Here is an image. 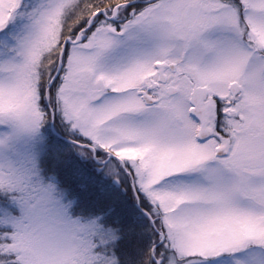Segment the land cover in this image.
<instances>
[{
	"label": "snow or ice",
	"instance_id": "1",
	"mask_svg": "<svg viewBox=\"0 0 264 264\" xmlns=\"http://www.w3.org/2000/svg\"><path fill=\"white\" fill-rule=\"evenodd\" d=\"M0 264H264V0H0Z\"/></svg>",
	"mask_w": 264,
	"mask_h": 264
}]
</instances>
